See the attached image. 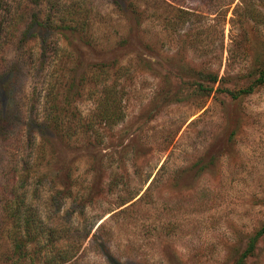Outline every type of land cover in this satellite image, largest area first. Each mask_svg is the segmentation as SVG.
<instances>
[{
  "label": "rangeland",
  "instance_id": "obj_1",
  "mask_svg": "<svg viewBox=\"0 0 264 264\" xmlns=\"http://www.w3.org/2000/svg\"><path fill=\"white\" fill-rule=\"evenodd\" d=\"M240 261L264 264V0L0 1V264Z\"/></svg>",
  "mask_w": 264,
  "mask_h": 264
},
{
  "label": "trees",
  "instance_id": "obj_2",
  "mask_svg": "<svg viewBox=\"0 0 264 264\" xmlns=\"http://www.w3.org/2000/svg\"><path fill=\"white\" fill-rule=\"evenodd\" d=\"M0 1H2V0H0ZM51 4H52V12H54V13H57L58 12V4H57V1L54 3L53 1H51ZM251 91H252V89H245V90H241L240 92H238V93H234L233 94V96H234V98H239V97H241V95H244V94H249V93H251ZM252 246H255V242L253 243V245ZM239 264H243L241 261L240 262H238Z\"/></svg>",
  "mask_w": 264,
  "mask_h": 264
}]
</instances>
